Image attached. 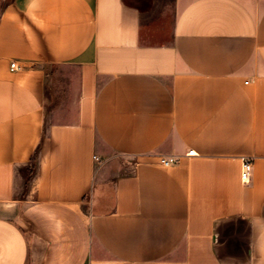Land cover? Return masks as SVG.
<instances>
[{
  "label": "crops",
  "instance_id": "obj_1",
  "mask_svg": "<svg viewBox=\"0 0 264 264\" xmlns=\"http://www.w3.org/2000/svg\"><path fill=\"white\" fill-rule=\"evenodd\" d=\"M0 264H264V0H0Z\"/></svg>",
  "mask_w": 264,
  "mask_h": 264
},
{
  "label": "rangeland",
  "instance_id": "obj_2",
  "mask_svg": "<svg viewBox=\"0 0 264 264\" xmlns=\"http://www.w3.org/2000/svg\"><path fill=\"white\" fill-rule=\"evenodd\" d=\"M62 75V88H60L58 85L53 91V93L50 94L49 98L47 99L45 103V110H46V122H57V121H71L73 120V115L69 111V103L67 101L68 93L65 91L64 86L68 84V78L65 73L62 72H56V74Z\"/></svg>",
  "mask_w": 264,
  "mask_h": 264
},
{
  "label": "built area",
  "instance_id": "obj_3",
  "mask_svg": "<svg viewBox=\"0 0 264 264\" xmlns=\"http://www.w3.org/2000/svg\"><path fill=\"white\" fill-rule=\"evenodd\" d=\"M11 69L12 70H19L21 69V66L16 62L11 63ZM190 154H193L194 151H190ZM176 159L173 157H162L160 160V163L162 166L168 167L175 163ZM252 174V162L249 158H243L242 164H241V180L243 184H248L251 179Z\"/></svg>",
  "mask_w": 264,
  "mask_h": 264
}]
</instances>
